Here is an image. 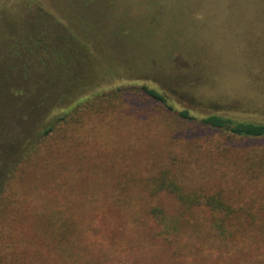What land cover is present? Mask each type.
<instances>
[{
  "label": "rangeland",
  "instance_id": "1",
  "mask_svg": "<svg viewBox=\"0 0 264 264\" xmlns=\"http://www.w3.org/2000/svg\"><path fill=\"white\" fill-rule=\"evenodd\" d=\"M141 1L116 0L112 8L124 24L200 27L197 40L207 44L201 61L174 58L168 74L175 77L152 67L142 73L138 58L90 35L83 38L90 57L71 52L59 64L63 36L80 24H106L107 1L86 10L78 0H0V88L77 89L61 102L52 92L37 112L27 109L28 94L24 101L0 95L3 168L28 148L50 107L60 114L80 98L85 104L67 111L6 186L0 264H264V138L190 137L192 124L160 103L119 95L148 84L196 117L264 120V59L256 50L264 49V0ZM161 178L198 201L187 207L154 191ZM213 201L225 209H213Z\"/></svg>",
  "mask_w": 264,
  "mask_h": 264
},
{
  "label": "trees",
  "instance_id": "2",
  "mask_svg": "<svg viewBox=\"0 0 264 264\" xmlns=\"http://www.w3.org/2000/svg\"><path fill=\"white\" fill-rule=\"evenodd\" d=\"M78 1L79 5L86 10H88L91 5L95 6V4H98V0ZM106 1L107 5L105 6V8L107 11L106 13H108V15L106 16V24H100L97 21L94 22V24H92L91 26H83L82 24H80L78 29L79 32L77 34L75 31H73V33H69L70 35H68V37L67 34H65L63 36V42L66 49L60 51L59 53V64H65L68 59H72L71 55H69V53L71 52H76L78 55L84 54L86 55V58L90 57L93 54L91 52V45L89 41L86 42L85 40H83V38H87V36L90 35H94L95 37H97L96 42L98 44L103 41L109 42L111 45H113L114 48L120 51L119 53L128 56L132 55L134 59L138 58L135 59L138 65L137 68L140 67L139 69L142 73H147L152 67L151 69L155 70L157 75L160 77H163V74H167L169 77H175L177 74H168L170 70H173L172 67L170 69V66L174 58H184L185 60H189L192 62L201 61V54L205 53L207 44L197 40L200 27H180L175 25L174 27L170 25H163L159 27V25L152 26L148 24L142 25L139 23H135L132 25L129 22H125L124 24V17L117 15V9H115V13L113 11L114 8L112 7L113 4H115L116 0ZM140 3L143 6L148 3L154 5V2L149 0H143ZM149 10L155 11V9L153 10L151 8ZM100 11L101 8L100 10H97L96 7H94V15L96 14L97 17L99 16ZM153 17L157 18L155 16ZM137 37L144 39L143 43L150 42L149 46L151 47V49H147L142 45V43H137V41H135ZM154 37H157V39L155 40ZM187 39H189V41ZM256 50L258 51L257 55L260 57V60L264 59V49H262V47H257ZM260 64H262L264 67V61H262V63ZM33 83L35 86V84L39 82L37 80H34ZM76 90L77 89L71 86L50 90L39 89V87L37 86L30 90H28V88L23 90L15 87H12L11 89L1 87L0 95L4 94L5 92L11 94L13 93L18 97V99H20L19 101H24L23 97L28 94L30 95V99L24 102H27V106L31 103V106H28L29 108L27 107V109L37 112L43 111V108L46 106V102L48 100V95L53 94L52 92H54L55 96H57V100L61 102L65 99L68 100L70 94H76ZM119 91V95L125 100H133L136 95L142 93L147 98H151V100H154L155 102L163 105L171 114H174L181 120L190 122L192 125L189 127V129H185V132H188V136L190 137L203 134L205 132L218 131L227 134L228 136L238 138H264L263 119H238L232 116L220 114L219 112H206L203 115L196 117L189 112L188 108H183L181 110L175 109L173 106L168 104V99L162 92H159L157 89L151 87L148 84H141L139 86H126ZM260 93L264 94V89H262ZM260 96L261 95H259V98H256L253 102L255 104L254 106L258 105V103L260 102ZM94 98L99 100L102 98V96H100V94H96ZM81 102H83L82 98L78 99L73 106L69 107L66 110H63V112L60 111V114L54 111L56 108H58V105L50 107L46 111V114H44V119L40 125L41 128L39 132L37 133L35 138L32 139L31 144L28 145V148L21 151L17 155V158L13 164L6 165L5 168H3V165L0 164V203L2 202V194L6 189V186H8L12 175L14 174V172H16V169L19 168L20 165L29 158L32 151L37 148V146L42 142V140H44L45 137L54 132V130L59 127L60 124L66 122L68 115H70V113H68L67 111H69L70 109L72 110V108L74 107H77L75 111L78 108L84 107L85 104L80 105ZM2 103L3 102H0V105ZM54 112L55 114L53 115L52 120H47L52 116ZM181 134L182 133H180V135ZM182 136H184V134H182ZM157 190H164L172 193L173 195L178 197L183 205H186L187 207L190 206L189 204H194L198 201V196L189 192L181 194L177 185H175L172 181L163 178H161L156 183L154 191ZM210 206L213 209H225V204L221 201H213ZM161 212L162 209L158 206H154L152 208V213L155 216L160 215Z\"/></svg>",
  "mask_w": 264,
  "mask_h": 264
}]
</instances>
